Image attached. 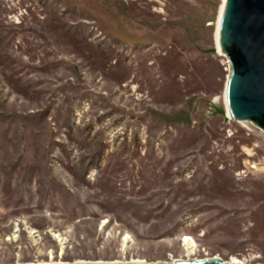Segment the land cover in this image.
<instances>
[{
  "label": "rangeland",
  "instance_id": "rangeland-1",
  "mask_svg": "<svg viewBox=\"0 0 264 264\" xmlns=\"http://www.w3.org/2000/svg\"><path fill=\"white\" fill-rule=\"evenodd\" d=\"M223 3L0 0V264H264Z\"/></svg>",
  "mask_w": 264,
  "mask_h": 264
},
{
  "label": "water",
  "instance_id": "water-1",
  "mask_svg": "<svg viewBox=\"0 0 264 264\" xmlns=\"http://www.w3.org/2000/svg\"><path fill=\"white\" fill-rule=\"evenodd\" d=\"M220 36L230 64L226 89L229 109L237 121L249 122L264 131V0H226ZM212 52L217 53V50ZM214 110L226 119V112L216 107Z\"/></svg>",
  "mask_w": 264,
  "mask_h": 264
},
{
  "label": "bare ground",
  "instance_id": "bare-ground-1",
  "mask_svg": "<svg viewBox=\"0 0 264 264\" xmlns=\"http://www.w3.org/2000/svg\"><path fill=\"white\" fill-rule=\"evenodd\" d=\"M223 1L225 2L226 0H223ZM223 7H224V3L222 5L221 15H220V21H219V27H218V35H217V45H218V49H216L217 50V54H221V55L224 54L223 49H222V46H221V36H220L221 18H222V13H223ZM215 107L217 108V106H215ZM231 119H235V118H234L231 110L229 109L228 112L226 113V120L229 121ZM107 223H108V221H104L103 222V226H106ZM185 242H186V244L190 248H194L196 246L194 240L191 239V238H186L185 239ZM175 263H181V262H175ZM79 264H83V263H79ZM110 264H122V263H110ZM123 264H143V263H123ZM170 264H172V263H170Z\"/></svg>",
  "mask_w": 264,
  "mask_h": 264
}]
</instances>
